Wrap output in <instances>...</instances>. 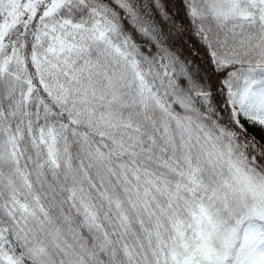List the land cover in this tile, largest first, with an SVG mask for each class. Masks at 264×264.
I'll return each mask as SVG.
<instances>
[{"label": "snow or ice", "instance_id": "1", "mask_svg": "<svg viewBox=\"0 0 264 264\" xmlns=\"http://www.w3.org/2000/svg\"><path fill=\"white\" fill-rule=\"evenodd\" d=\"M0 264H264V0H0Z\"/></svg>", "mask_w": 264, "mask_h": 264}]
</instances>
